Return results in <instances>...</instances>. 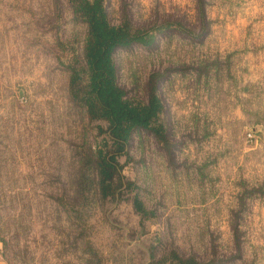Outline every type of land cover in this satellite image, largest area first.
<instances>
[{"label":"rangeland","instance_id":"374dc122","mask_svg":"<svg viewBox=\"0 0 264 264\" xmlns=\"http://www.w3.org/2000/svg\"><path fill=\"white\" fill-rule=\"evenodd\" d=\"M80 1L0 0V262L264 264V0H101L142 35L113 51L117 85L163 107L162 139L120 151L70 89Z\"/></svg>","mask_w":264,"mask_h":264},{"label":"trees","instance_id":"16d2710c","mask_svg":"<svg viewBox=\"0 0 264 264\" xmlns=\"http://www.w3.org/2000/svg\"><path fill=\"white\" fill-rule=\"evenodd\" d=\"M79 10L88 24L84 72L87 82L84 85L80 76L72 70L70 89L75 98L86 105L91 118L107 121L109 136L116 142V149L120 151L129 142L134 129H149L154 132L164 129L157 123L163 107L155 94L154 85L147 102L135 104L125 98L115 80L113 51L134 41L143 42L141 33L131 32L126 23L118 27L111 26L105 17L101 0H81ZM157 132L155 133L162 139L161 133ZM102 156H99L100 190L105 195L112 184L110 180L115 160L114 157L107 160ZM133 207L142 215L148 214L137 198L133 200ZM178 261L180 264H197L193 260Z\"/></svg>","mask_w":264,"mask_h":264},{"label":"built area","instance_id":"2783aa9c","mask_svg":"<svg viewBox=\"0 0 264 264\" xmlns=\"http://www.w3.org/2000/svg\"><path fill=\"white\" fill-rule=\"evenodd\" d=\"M2 257H3V251H2V248L0 246V260L2 259Z\"/></svg>","mask_w":264,"mask_h":264},{"label":"crops","instance_id":"0c3cea01","mask_svg":"<svg viewBox=\"0 0 264 264\" xmlns=\"http://www.w3.org/2000/svg\"><path fill=\"white\" fill-rule=\"evenodd\" d=\"M1 261V260H0ZM0 264H2L1 262H0Z\"/></svg>","mask_w":264,"mask_h":264}]
</instances>
